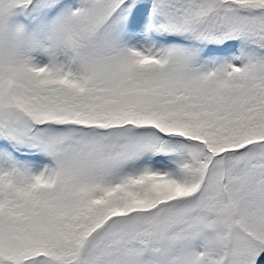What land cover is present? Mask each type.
I'll list each match as a JSON object with an SVG mask.
<instances>
[{
  "label": "snow or ice",
  "instance_id": "6c2138e0",
  "mask_svg": "<svg viewBox=\"0 0 264 264\" xmlns=\"http://www.w3.org/2000/svg\"><path fill=\"white\" fill-rule=\"evenodd\" d=\"M0 264H264V0H0Z\"/></svg>",
  "mask_w": 264,
  "mask_h": 264
}]
</instances>
